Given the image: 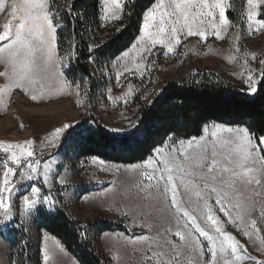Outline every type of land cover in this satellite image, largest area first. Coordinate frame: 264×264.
I'll return each instance as SVG.
<instances>
[{"label":"rangeland","instance_id":"1","mask_svg":"<svg viewBox=\"0 0 264 264\" xmlns=\"http://www.w3.org/2000/svg\"><path fill=\"white\" fill-rule=\"evenodd\" d=\"M124 1L100 0L103 25ZM230 2L154 0L131 45L97 69L90 105L65 75L48 0H0V264H17L12 221L37 248L29 264H81L38 223L58 210L85 228L96 218L119 223L96 236L107 264H264V137L258 145L247 126L209 122L130 163L57 149L88 112L128 133L166 82L199 69L254 93L264 0H245L237 20Z\"/></svg>","mask_w":264,"mask_h":264},{"label":"trees","instance_id":"2","mask_svg":"<svg viewBox=\"0 0 264 264\" xmlns=\"http://www.w3.org/2000/svg\"><path fill=\"white\" fill-rule=\"evenodd\" d=\"M153 2L125 0L121 15L105 26L101 20L100 0H48L56 48L65 75L85 87L90 105L101 88L96 78L97 69H108L110 60L131 45L139 33L145 10ZM244 5L245 0H231L229 18L241 17ZM261 8L264 17V6ZM209 122L245 125L259 145L264 135V72L252 94L214 71L189 72L179 80L166 82L142 109L136 125L128 133L110 132L88 112L65 131L57 149L67 147L68 152L81 157L136 162L145 159L169 138L201 134ZM14 222L7 229V235L15 250L16 263L38 262V251L28 232L23 225L17 226ZM38 223L57 236L81 264H107L96 236L120 227L112 220L96 218L85 228L80 220L61 210L39 213Z\"/></svg>","mask_w":264,"mask_h":264},{"label":"built area","instance_id":"3","mask_svg":"<svg viewBox=\"0 0 264 264\" xmlns=\"http://www.w3.org/2000/svg\"><path fill=\"white\" fill-rule=\"evenodd\" d=\"M25 198L27 200H32L33 196H32V194L30 192H28L27 194H25Z\"/></svg>","mask_w":264,"mask_h":264},{"label":"bare ground","instance_id":"4","mask_svg":"<svg viewBox=\"0 0 264 264\" xmlns=\"http://www.w3.org/2000/svg\"><path fill=\"white\" fill-rule=\"evenodd\" d=\"M32 50H33V47H32ZM38 57V56H37ZM39 59V58H38ZM37 59L35 58V61H36ZM38 62V61H37ZM39 63V62H38ZM35 64V63H34ZM40 64H42V63H40ZM36 65V64H35ZM43 65V64H42ZM39 66H41V65H39Z\"/></svg>","mask_w":264,"mask_h":264},{"label":"crops","instance_id":"5","mask_svg":"<svg viewBox=\"0 0 264 264\" xmlns=\"http://www.w3.org/2000/svg\"><path fill=\"white\" fill-rule=\"evenodd\" d=\"M263 137H264V135H263ZM261 138H262V136H261ZM261 138H260V139H261Z\"/></svg>","mask_w":264,"mask_h":264}]
</instances>
